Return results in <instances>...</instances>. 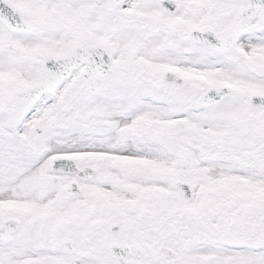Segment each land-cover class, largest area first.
<instances>
[{"label": "snow or ice", "instance_id": "1", "mask_svg": "<svg viewBox=\"0 0 264 264\" xmlns=\"http://www.w3.org/2000/svg\"><path fill=\"white\" fill-rule=\"evenodd\" d=\"M0 264H264V0H0Z\"/></svg>", "mask_w": 264, "mask_h": 264}]
</instances>
